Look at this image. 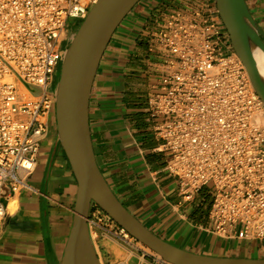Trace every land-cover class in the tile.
Returning a JSON list of instances; mask_svg holds the SVG:
<instances>
[{
  "label": "built area",
  "instance_id": "2783aa9c",
  "mask_svg": "<svg viewBox=\"0 0 264 264\" xmlns=\"http://www.w3.org/2000/svg\"><path fill=\"white\" fill-rule=\"evenodd\" d=\"M98 0H0V229L11 196L27 188L55 98L71 19L83 21ZM148 110L163 171L180 202L206 188L207 230L219 237L264 240V103L208 4L178 0L148 29ZM36 91H39L36 94ZM91 226L131 238L100 208ZM106 222L107 227H102ZM151 264H173L156 253Z\"/></svg>",
  "mask_w": 264,
  "mask_h": 264
},
{
  "label": "crops",
  "instance_id": "0c3cea01",
  "mask_svg": "<svg viewBox=\"0 0 264 264\" xmlns=\"http://www.w3.org/2000/svg\"><path fill=\"white\" fill-rule=\"evenodd\" d=\"M202 1L217 10L215 0ZM245 1L264 32V0ZM177 5L178 0H142L115 31L90 97L89 125L97 164L121 203L160 239L208 257L264 259V240L226 239L210 233L211 206L202 198L205 192L211 199L210 193L204 188L192 201L180 202L177 181L163 171L167 158L156 151L161 140L148 110L152 74L147 32L157 13ZM50 89L54 92L55 84ZM46 121L28 187L5 202L0 264H59L64 255L78 185L58 138L54 111ZM91 217L90 212L101 264H151L154 251L132 236L125 240L100 227L94 230ZM102 227H107L106 222Z\"/></svg>",
  "mask_w": 264,
  "mask_h": 264
},
{
  "label": "water",
  "instance_id": "95a60500",
  "mask_svg": "<svg viewBox=\"0 0 264 264\" xmlns=\"http://www.w3.org/2000/svg\"><path fill=\"white\" fill-rule=\"evenodd\" d=\"M142 0H98L80 24L64 55L55 89L58 138L77 181L73 225L59 264H101L91 237L89 216L99 206L133 238L173 264H264V259L216 258L180 249L160 239L121 203L96 161L89 125L93 83L118 27ZM233 50L244 63L264 102V79L254 50L264 53V32L245 0H215Z\"/></svg>",
  "mask_w": 264,
  "mask_h": 264
},
{
  "label": "bare ground",
  "instance_id": "6f19581e",
  "mask_svg": "<svg viewBox=\"0 0 264 264\" xmlns=\"http://www.w3.org/2000/svg\"><path fill=\"white\" fill-rule=\"evenodd\" d=\"M97 3V2H96ZM95 3V4H96ZM94 4V5H95ZM93 5V6H94ZM92 6V7H93ZM90 11V10H89ZM89 13V12H88ZM219 14V13H218ZM220 16V15H219ZM221 18V17H220ZM222 20V19H221ZM77 22H78V24L80 23H82V21L80 22V21H78V20H76ZM223 22V21H222ZM79 24V25H80ZM224 24V23H223ZM225 26V25H224ZM226 28V27H225ZM228 32V31H227ZM229 34V33H228ZM73 37V36H72ZM72 37H71V39H72ZM230 37V36H229ZM70 38V32H69V35H68V33L66 34V36H64V41H66V43H65V48H66V45H67V42H68V39ZM71 39H70V42H71ZM230 42H231V40H230ZM232 45V44H231ZM69 46V45H68ZM68 48V47H67ZM232 49H233V47H232ZM67 50V49H66ZM66 50H63V58H64V55H65V53H66ZM233 51V50H232ZM235 52V51H234ZM235 54H236V52H235ZM237 55V54H236ZM238 56V55H237ZM239 57V56H238ZM254 58H255V60H256V63H257V67H258V69H259V72H260V74H261V76H262V78L264 79V53L260 50V49H255L254 50ZM239 59H240V57H239ZM241 60V59H240ZM62 61H63V59H62ZM242 61V60H241ZM243 63V62H242ZM61 65H62V63H61ZM243 65H244V63H243ZM244 67H245V65H244ZM245 69H246V67H245ZM246 71H247V69H246ZM247 74H248V71H247ZM248 78H249V80H250V83H251V86H252V88L255 90V88H254V86H253V84H252V82H251V79H250V77H249V74H248ZM54 82V81H53ZM53 82H52V84H53ZM51 84V85H52ZM50 85V86H51ZM50 86H49V90H50V92H51V94L55 97V91L53 92V90L51 91V89H50ZM55 89H56V84H55ZM256 91V90H255ZM257 93V92H256ZM258 94V93H257ZM263 101V100H262ZM264 103V102H263ZM54 110H55V101H54ZM53 110V111H54ZM254 122L255 123H257V124H259V125H261V124H263L264 125V112H258V113H256L255 114V116H254ZM31 188V187H30ZM211 203H212V199H211ZM99 207V206H98ZM100 208V207H99ZM101 209V208H100ZM102 210V209H101ZM103 211V210H102ZM108 215V214H107ZM6 218V217H5ZM3 225V224H2ZM89 227H90V224H89ZM121 227V226H120ZM124 229V228H123ZM1 230V229H0ZM90 232H91V229H90ZM127 232V231H126ZM128 233V232H127ZM129 234V233H128ZM92 235H94L95 236V233H93ZM92 235H91V237H92ZM131 236V235H130ZM154 253H156V252H154ZM157 254V253H156ZM159 255V254H158ZM160 256V255H159Z\"/></svg>",
  "mask_w": 264,
  "mask_h": 264
},
{
  "label": "rangeland",
  "instance_id": "374dc122",
  "mask_svg": "<svg viewBox=\"0 0 264 264\" xmlns=\"http://www.w3.org/2000/svg\"><path fill=\"white\" fill-rule=\"evenodd\" d=\"M194 1V0H192ZM198 1L199 3H202L203 1L202 0H196ZM80 24V23H79ZM78 24V22L76 20H73L71 19L68 23V26H67V30L70 32V38L68 39V42H67V45H66V48H64V50L67 49L68 45L70 44V39L72 36H74V34L77 32V30L79 29L80 25ZM66 43V41H65ZM234 52V50H233ZM235 53V52H234ZM60 73H61V66L57 69L56 71V74H55V79H54V82L53 84H56L58 83L59 79H60ZM146 88H148V86L146 85ZM39 91H36V94H38ZM99 208H94L93 212H97L99 211L98 210ZM95 230V229H94Z\"/></svg>",
  "mask_w": 264,
  "mask_h": 264
},
{
  "label": "trees",
  "instance_id": "16d2710c",
  "mask_svg": "<svg viewBox=\"0 0 264 264\" xmlns=\"http://www.w3.org/2000/svg\"><path fill=\"white\" fill-rule=\"evenodd\" d=\"M202 198L204 199L205 203L208 205V208L211 206V199L210 197L207 195V193H203L202 194Z\"/></svg>",
  "mask_w": 264,
  "mask_h": 264
}]
</instances>
